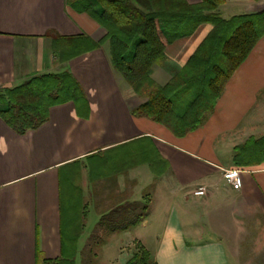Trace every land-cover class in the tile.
<instances>
[{
	"label": "crops",
	"instance_id": "obj_1",
	"mask_svg": "<svg viewBox=\"0 0 264 264\" xmlns=\"http://www.w3.org/2000/svg\"><path fill=\"white\" fill-rule=\"evenodd\" d=\"M262 4L224 0L220 15L229 20L259 14ZM201 29L203 36L196 37ZM210 30L201 25L192 36L169 44L165 59L173 49L182 60L168 64L180 70ZM105 36L98 23L66 0H0V96L37 76L68 71L88 105L85 110L72 102L52 107L44 124L23 134L0 118V264L59 259L62 239L74 236L75 229L74 264H82L100 217L134 203L148 206L146 217L127 230L101 233L91 245L93 259L103 260L104 245L121 238L113 259L105 258L108 264H126L130 251L119 246L132 243L148 251L152 264L264 262V162L245 167L233 162L235 134L264 136V35L234 71L208 119L183 137L132 115L144 99L113 70L107 43L83 53L72 44L81 38L98 43ZM147 146L163 166L152 178L159 181L156 188L134 174L148 166L141 157ZM117 150L129 156L137 151L135 163L129 159L116 170ZM226 168L240 171V190L223 179ZM199 188L203 196L194 195ZM74 208H85L78 228ZM88 214L94 220L90 226ZM66 220L74 224L65 227ZM96 248L101 254L95 257Z\"/></svg>",
	"mask_w": 264,
	"mask_h": 264
},
{
	"label": "trees",
	"instance_id": "obj_2",
	"mask_svg": "<svg viewBox=\"0 0 264 264\" xmlns=\"http://www.w3.org/2000/svg\"><path fill=\"white\" fill-rule=\"evenodd\" d=\"M66 3L91 17L106 32L102 42L81 38L72 43L78 53L107 43L113 70L144 99L132 110V115L163 126L175 137H183L204 124L234 71L264 35V12L223 20L215 14L222 0H199L196 5L183 0H66ZM205 24L211 26L210 32L181 70L164 85L153 81L152 67L163 59L166 47L192 36ZM68 102L83 110L88 108L84 91L74 77L68 71L41 75L0 96V118L23 134L44 124L50 108ZM233 162L238 167L264 162V136L236 147ZM147 163L151 168L155 164L156 172L161 173L155 159ZM84 209L74 208L76 228L78 222L82 224ZM147 213V205L134 203L102 215L82 253V264H93L91 245L100 241L101 233L127 230L141 222ZM71 222L74 224L73 220H66L65 227ZM73 232L75 235L71 237L64 234L67 237L62 239L61 257L42 264H74L78 231ZM126 264H152V261L148 251L138 245L137 254Z\"/></svg>",
	"mask_w": 264,
	"mask_h": 264
},
{
	"label": "rangeland",
	"instance_id": "obj_3",
	"mask_svg": "<svg viewBox=\"0 0 264 264\" xmlns=\"http://www.w3.org/2000/svg\"><path fill=\"white\" fill-rule=\"evenodd\" d=\"M241 1V0H240ZM233 3L231 4V6L232 7H234V8H241V7H239V3H237L236 1H232ZM223 3H224V0H222V4L221 5H223ZM242 3V2H241ZM240 3V4H241ZM198 4V3H197ZM193 5H196V4H193ZM221 5L220 6H218L217 7V9L215 10V14H218L219 16H220V18L221 19H223L222 17H221V15H220V9H221ZM244 8V7H243ZM239 10L237 11V13L239 14ZM237 17H239V16H237ZM232 18H234V17H232ZM232 18H230V19H232ZM229 19V20H230ZM203 36V31H202V29H201V31L197 34V36L196 37H200V36ZM201 36V37H202ZM172 50L173 49H171L170 50V57L169 58H166L165 59V56L163 57V59L161 60L162 62H163V64L161 65L162 67L160 68L159 67V63H162L161 61L157 64L158 65V67H159V69H157V72L159 73V75L156 77V79H158L159 80V84L160 85H164V84H166L168 81H170V79L172 78V76L173 75H175L176 73H178L179 72V69L177 68V65H175V64H168V61L170 62V60H172L173 59V61H175V59L176 60H179V61H181L182 60V56H180V55H177V54H172ZM173 55V56H172ZM165 60V61H164ZM165 62V63H164ZM177 62V61H176ZM155 70H156V67H155V65L152 67V71H151V78L153 79V81H155L156 79L153 77L154 76V72H155ZM181 70V69H180ZM157 81V80H156ZM158 82V81H157ZM158 84V83H157ZM132 92V94H135L133 91H131ZM136 95V94H135ZM234 137H235V142H236V147H238V146H242V145H245L249 140H255V138H259V137H253L252 135L251 136H249V134H247V135H241V134H235L234 135ZM235 147V148H236ZM235 150V149H234ZM123 154H122V153ZM129 153H130V156L127 154V152H125L124 150H117L116 151V155H115V166H114V168L116 169V170H119V168L121 169V167H122V164H123V162H127L129 159H130V165H132L133 163H135V161H134V157H135V155L137 154V151H134V150H130L129 151ZM138 157V159L139 158H141V157H143V159H146L147 161L148 160H150V159H154L155 158V153L153 152V149H152V147H150V146H147V156H141V157H139V156H137ZM137 159V160H138ZM136 160V161H137ZM154 167V170L155 171H153V168H151L150 167V165L148 164V166H141V168H139V169H137V170H135L134 172V174H138V173H140L139 174V176H140V182H142V183H146L147 184V186L149 187V185L151 186V185H154V186H152L153 188H156L155 187V184H157L159 181H158V179H156V181H155V179H154V181L152 180V178L154 177V176H159L158 175V173L156 172L157 171V167L155 166V164L153 165ZM158 168H159V170H161L162 168H163V166H158ZM158 170V171H159ZM228 170H236V168H226L225 170H224V172L225 171H228ZM153 176H152V175ZM152 180V181H151ZM148 187H147V189H148ZM155 190V189H154ZM152 189H149V190H147V193L148 194H152ZM148 210H149V208H148ZM91 214H88L87 215V222L89 223L88 225L90 226L93 222H94V220L92 221V219H91ZM92 221V222H91ZM132 235V234H131ZM114 240V241H113ZM112 241V243H114L113 245H111V244H108V245H104V251H103V260L102 259H99L98 261H96V259H93V257H91V259H92V263L93 264H108L109 262H107L106 261V259H109L110 260V258H112V256L114 255V254H112V252H113V250H115L116 248H117V244L118 243H121L122 242V240L123 239H121V238H117V239H113ZM125 243V242H124ZM120 245V244H119ZM119 249L120 250H122V251H124V253H127L128 251H130V259H129V261L130 260H132V256H134L135 254H137V252H138V245L137 244H135V243H132V244H128V245H124V246H122V245H120L119 246ZM92 250V249H91ZM93 250H96L95 252V257L96 256H100V254H101V250L99 249L98 250V248H96V249H93ZM112 255V256H111ZM117 257H119L118 259L120 260V259H122L124 256L123 255H118ZM106 258V259H105ZM113 259V258H112ZM257 264H264V262L263 261H260V262H257Z\"/></svg>",
	"mask_w": 264,
	"mask_h": 264
},
{
	"label": "built area",
	"instance_id": "obj_4",
	"mask_svg": "<svg viewBox=\"0 0 264 264\" xmlns=\"http://www.w3.org/2000/svg\"><path fill=\"white\" fill-rule=\"evenodd\" d=\"M223 179L225 182L234 190L238 191L242 185L241 173L239 170H228L223 173ZM204 189L199 188L196 192H194L195 196H203Z\"/></svg>",
	"mask_w": 264,
	"mask_h": 264
},
{
	"label": "water",
	"instance_id": "obj_5",
	"mask_svg": "<svg viewBox=\"0 0 264 264\" xmlns=\"http://www.w3.org/2000/svg\"><path fill=\"white\" fill-rule=\"evenodd\" d=\"M261 10L264 11V4H262V6H261Z\"/></svg>",
	"mask_w": 264,
	"mask_h": 264
}]
</instances>
